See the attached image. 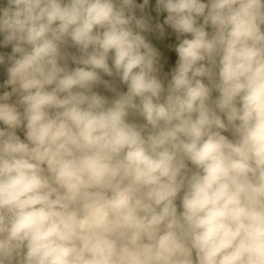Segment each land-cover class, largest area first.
Returning a JSON list of instances; mask_svg holds the SVG:
<instances>
[{
	"label": "clouds",
	"instance_id": "obj_1",
	"mask_svg": "<svg viewBox=\"0 0 264 264\" xmlns=\"http://www.w3.org/2000/svg\"><path fill=\"white\" fill-rule=\"evenodd\" d=\"M6 2L0 264H264V0Z\"/></svg>",
	"mask_w": 264,
	"mask_h": 264
},
{
	"label": "trees",
	"instance_id": "obj_2",
	"mask_svg": "<svg viewBox=\"0 0 264 264\" xmlns=\"http://www.w3.org/2000/svg\"><path fill=\"white\" fill-rule=\"evenodd\" d=\"M143 5V0H136V8L134 10V14L137 18H143L145 22L149 25V30L142 33L145 36V39L152 43L154 47L164 53V58L166 59L167 63L165 64V70H170L171 67L175 64V53L171 51L169 46H174L176 41V34L169 28L167 25H164V20L166 18V13L158 12L156 9V0H149L148 4L145 5L143 8L140 7ZM6 0H0V9L7 7ZM159 24L164 28V37L160 38L159 31L156 30V25ZM206 31L211 34L213 29L211 26L206 28ZM184 38V37H181ZM190 38V37H189ZM2 39V37H0ZM71 53H75L76 50L74 48L68 49ZM0 55L4 56V63L0 64V94L4 91H11V88L3 87L6 79L7 74L6 70L9 66V56H11V46L0 48ZM70 67H76V65H71ZM18 135L23 138V133L19 132Z\"/></svg>",
	"mask_w": 264,
	"mask_h": 264
}]
</instances>
